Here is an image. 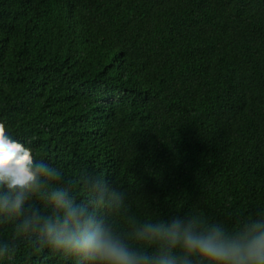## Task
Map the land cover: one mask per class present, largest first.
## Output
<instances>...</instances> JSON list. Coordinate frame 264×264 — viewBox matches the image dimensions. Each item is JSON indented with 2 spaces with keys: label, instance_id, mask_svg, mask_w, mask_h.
<instances>
[{
  "label": "trees",
  "instance_id": "obj_1",
  "mask_svg": "<svg viewBox=\"0 0 264 264\" xmlns=\"http://www.w3.org/2000/svg\"><path fill=\"white\" fill-rule=\"evenodd\" d=\"M0 122L57 173L0 212V264H90L50 243L55 191L183 264L145 225L264 223V0H0Z\"/></svg>",
  "mask_w": 264,
  "mask_h": 264
},
{
  "label": "clouds",
  "instance_id": "obj_2",
  "mask_svg": "<svg viewBox=\"0 0 264 264\" xmlns=\"http://www.w3.org/2000/svg\"><path fill=\"white\" fill-rule=\"evenodd\" d=\"M56 176L47 164H34L32 151L10 138L5 123L0 122V187H6L10 194L0 200V212L18 213L26 194L38 192L43 180ZM51 202L63 212L62 223L44 224L50 243L57 250L90 264H177L168 254L149 258L130 251L85 209L67 201L63 191L52 192ZM32 222L38 224L39 218L34 216ZM138 238L163 241L168 252L179 247L185 254L183 264H189L190 256H198L203 264H264V223L253 224L235 238L218 226L198 232L191 223L182 226L179 221L171 226L148 224Z\"/></svg>",
  "mask_w": 264,
  "mask_h": 264
}]
</instances>
